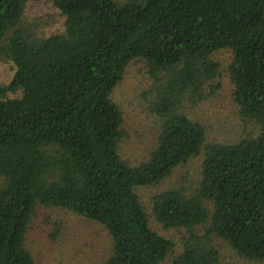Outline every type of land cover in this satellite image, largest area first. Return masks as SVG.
<instances>
[{"label": "trees", "instance_id": "1", "mask_svg": "<svg viewBox=\"0 0 264 264\" xmlns=\"http://www.w3.org/2000/svg\"><path fill=\"white\" fill-rule=\"evenodd\" d=\"M51 1L64 30L41 36L24 17L29 0H0V58L16 66L0 85V264H36L24 242L37 205L100 223L111 237L102 264H160L175 243L151 227L134 189L196 156L192 192L152 198L157 221L189 232L174 264H218L214 237L264 263V0ZM224 48L233 99L259 128L231 143L207 141L183 111L220 88L212 54ZM135 59L150 68V108L164 118L139 165L121 156L124 117L112 99Z\"/></svg>", "mask_w": 264, "mask_h": 264}, {"label": "rangeland", "instance_id": "2", "mask_svg": "<svg viewBox=\"0 0 264 264\" xmlns=\"http://www.w3.org/2000/svg\"><path fill=\"white\" fill-rule=\"evenodd\" d=\"M25 20L37 23L41 36L64 30L65 17L52 6L51 0H29L25 8ZM36 28V29H37ZM233 52L219 49L212 59L219 63V75L212 84L220 88L195 106L186 103L183 111L203 123L207 129V141L235 142L240 138L257 135V124L248 121L233 99L234 84L228 66ZM16 66L12 61L0 58V85L10 82ZM145 61L135 59L127 67L124 79L114 88L112 99L121 107L124 122L123 137L119 143L122 158L131 165L149 160L157 146L164 118L150 108V93L155 83ZM13 97L15 94L9 93ZM202 158L196 156L175 168L171 176L154 184L137 186L134 190L150 215L151 227L173 240V251L160 264H174L183 251L186 228L166 227L152 214V198L180 186L192 192L199 177ZM185 186V187H184ZM195 227L198 234L205 233V226ZM25 247L32 253L36 264H102L111 251V237L104 227L93 220L65 209L37 205L25 236ZM219 250L218 264H264L235 253L222 239L213 238Z\"/></svg>", "mask_w": 264, "mask_h": 264}]
</instances>
